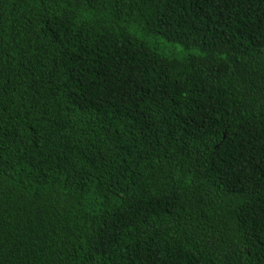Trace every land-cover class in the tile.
Masks as SVG:
<instances>
[{
	"label": "trees",
	"instance_id": "1",
	"mask_svg": "<svg viewBox=\"0 0 264 264\" xmlns=\"http://www.w3.org/2000/svg\"><path fill=\"white\" fill-rule=\"evenodd\" d=\"M0 264H264V0H0Z\"/></svg>",
	"mask_w": 264,
	"mask_h": 264
}]
</instances>
